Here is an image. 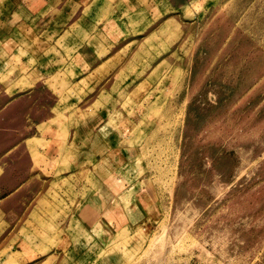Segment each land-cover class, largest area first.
<instances>
[{"label":"rangeland","instance_id":"rangeland-1","mask_svg":"<svg viewBox=\"0 0 264 264\" xmlns=\"http://www.w3.org/2000/svg\"><path fill=\"white\" fill-rule=\"evenodd\" d=\"M0 264H264V0H0Z\"/></svg>","mask_w":264,"mask_h":264}]
</instances>
